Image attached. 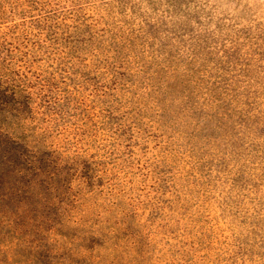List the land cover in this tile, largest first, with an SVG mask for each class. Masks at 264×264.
<instances>
[{
    "label": "rangeland",
    "instance_id": "1",
    "mask_svg": "<svg viewBox=\"0 0 264 264\" xmlns=\"http://www.w3.org/2000/svg\"><path fill=\"white\" fill-rule=\"evenodd\" d=\"M0 82V264H264V0H0Z\"/></svg>",
    "mask_w": 264,
    "mask_h": 264
},
{
    "label": "trees",
    "instance_id": "2",
    "mask_svg": "<svg viewBox=\"0 0 264 264\" xmlns=\"http://www.w3.org/2000/svg\"><path fill=\"white\" fill-rule=\"evenodd\" d=\"M212 89H215L214 84H212ZM222 89V92L224 95L231 97L233 100L237 98L239 91H240V87L238 86V83L236 80H232V81H228L227 79H223L221 81V84L218 86ZM20 93H18L17 91H15V89L10 88V87H3V84L0 82V97H4L7 98L6 101H3L0 99V116L3 119V121L7 120V118H10L13 114L15 113H20L19 111V102H16V99ZM248 96V94L246 95ZM249 97V96H248ZM188 98V96L186 97ZM22 114V113H21ZM13 118L16 120H19L18 118H16V116H13ZM15 121H7L6 122V128L4 129V127H1V132L4 135H6L8 141L12 144L15 145H22L23 147L29 148L26 145V142H24L23 137L18 136L15 131H10L11 126L14 125ZM18 127V125H17ZM25 148V153H23V158L22 161L24 162V165L26 168H24V171L26 172H37L40 171V166L39 164L44 163L43 161H45L43 158H41V151L37 150V149H26ZM49 160V159H48ZM51 160V159H50ZM45 167H47V165H44ZM45 172V171H44ZM54 173L50 174V177H53ZM43 184H46L49 189L51 188V190H54L55 187H52L51 184L46 183V181H42Z\"/></svg>",
    "mask_w": 264,
    "mask_h": 264
}]
</instances>
